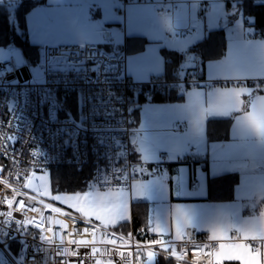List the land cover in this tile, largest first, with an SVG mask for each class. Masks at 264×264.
I'll return each instance as SVG.
<instances>
[{
  "label": "crops",
  "instance_id": "1",
  "mask_svg": "<svg viewBox=\"0 0 264 264\" xmlns=\"http://www.w3.org/2000/svg\"><path fill=\"white\" fill-rule=\"evenodd\" d=\"M146 1L125 5L124 0H46L43 4L52 10V18L66 24L59 30L64 34L50 45L98 46L110 40L119 53L126 50L129 38H140L147 42L144 48L127 54L132 79L145 82L165 76L170 67L165 59L174 52L184 57L177 76L194 72L221 83L211 89L180 91L174 101L140 104L134 155L151 164L167 163V168L145 173L131 190L92 191L87 198L88 218L115 229L132 224L134 206L145 204L149 227L162 239L180 240L194 228L200 238L214 242V264H264V38L245 36V18L237 9L239 3L264 0H179L174 16L157 12L161 2L170 6L168 0ZM230 4L236 11L230 12ZM191 22L196 30L188 38L165 43L167 30L186 28ZM219 29L227 37L224 55L197 64L191 48ZM217 119L231 120L229 134L224 140L210 141L208 122ZM191 150L192 161L184 162ZM230 174L239 175L234 198L211 201L210 179ZM163 251L173 255L175 248L168 244ZM158 256L165 255L149 254L142 264L152 259L156 264Z\"/></svg>",
  "mask_w": 264,
  "mask_h": 264
},
{
  "label": "built area",
  "instance_id": "2",
  "mask_svg": "<svg viewBox=\"0 0 264 264\" xmlns=\"http://www.w3.org/2000/svg\"><path fill=\"white\" fill-rule=\"evenodd\" d=\"M20 1L0 0V6L13 8ZM146 2L124 0L125 5ZM168 3L157 4L159 15L177 12L180 1ZM229 10L236 6L230 4ZM245 28L248 39L264 38L251 18L245 19ZM195 30L192 22L186 28L173 26L165 43L186 39ZM0 46L11 48L0 60V251L9 264H142L149 254L174 258L163 251L168 244L180 262L214 264V242L200 238L194 228L172 242L150 227L140 236L133 227L120 232L59 205L27 183L38 174L67 168L102 190H131L142 175L168 165L134 155L139 99L221 83L194 72L139 82L128 74L126 51L110 54L96 45H46L36 54ZM194 61L200 64L201 58L194 55ZM192 156L191 150L184 162Z\"/></svg>",
  "mask_w": 264,
  "mask_h": 264
},
{
  "label": "trees",
  "instance_id": "3",
  "mask_svg": "<svg viewBox=\"0 0 264 264\" xmlns=\"http://www.w3.org/2000/svg\"><path fill=\"white\" fill-rule=\"evenodd\" d=\"M46 0H21L13 7L14 11L5 6H0V43L3 45H15L26 52L36 54L38 47L32 46L28 40L26 18L28 13L36 6L42 5ZM237 9L243 14L245 19L251 18L256 28L264 32V5H256L254 1H245L237 5ZM146 41L140 38H129L126 44V53L141 51L146 45ZM227 37L223 29L210 31L204 40L194 45L191 55H198L201 63H206L211 59L221 58L226 49ZM166 58L171 62L165 77H177V71L184 57L177 53L170 52ZM180 91L155 94L150 99L140 98L139 103L168 102L178 99ZM231 127V120H209L208 138L210 141H220L228 137ZM51 188L54 193H70L84 190L89 182L88 177L72 169L58 168L51 171ZM239 182L238 174L224 175L212 178L209 181V199L211 201H230L234 198V189ZM51 199V198H50ZM53 200V199H51ZM133 227L137 236L149 227V208L145 204H136L133 209V222L121 224L115 229L129 233ZM156 264H178L173 259L166 256H158ZM226 264H238L237 262H227Z\"/></svg>",
  "mask_w": 264,
  "mask_h": 264
},
{
  "label": "rangeland",
  "instance_id": "4",
  "mask_svg": "<svg viewBox=\"0 0 264 264\" xmlns=\"http://www.w3.org/2000/svg\"><path fill=\"white\" fill-rule=\"evenodd\" d=\"M10 10L14 11L15 9L10 8ZM51 11L52 10L49 8V6L43 7L42 4L36 6L28 13L26 18V25L28 40L32 46L42 47L46 46L47 44H53L49 41L64 34V32H59V30H63L66 24L62 23L60 20L57 21L54 17L52 18L50 16ZM241 19L242 18H240V20ZM98 47L110 54L117 53V51L119 50V48L117 46H114V44H112L110 40H105V43L103 45H98ZM10 49L11 48L9 46H0V60L7 59ZM33 71L38 74L39 67H33ZM37 80L39 82L42 81L40 77H37ZM50 176V171H47L44 174H38L34 178H31L28 181L27 185L31 190H37L38 188H41L42 190H44L46 197H49L59 205L66 207L67 209L88 218V196L91 195L92 191L104 190L100 189L95 184L88 182L84 190L82 191L70 193H54L51 188ZM173 257H176L175 253L173 254ZM0 264H9V260L1 251ZM147 264H155V260L152 259Z\"/></svg>",
  "mask_w": 264,
  "mask_h": 264
},
{
  "label": "water",
  "instance_id": "5",
  "mask_svg": "<svg viewBox=\"0 0 264 264\" xmlns=\"http://www.w3.org/2000/svg\"><path fill=\"white\" fill-rule=\"evenodd\" d=\"M256 5H264V2H256ZM188 58H189V56H188Z\"/></svg>",
  "mask_w": 264,
  "mask_h": 264
}]
</instances>
